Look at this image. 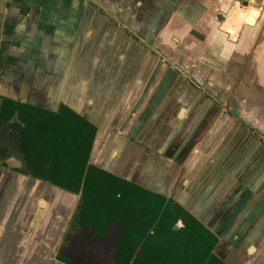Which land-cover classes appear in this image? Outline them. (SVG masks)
<instances>
[{"label": "crops", "instance_id": "0c3cea01", "mask_svg": "<svg viewBox=\"0 0 264 264\" xmlns=\"http://www.w3.org/2000/svg\"><path fill=\"white\" fill-rule=\"evenodd\" d=\"M131 3L0 0V95L86 117L89 165L198 221L225 264H264V3L237 39L220 25L192 55L158 48L159 26L145 23L154 29L144 38L182 72L132 35L141 23ZM81 193L1 165L0 264H60L69 211L59 199L79 204Z\"/></svg>", "mask_w": 264, "mask_h": 264}, {"label": "trees", "instance_id": "16d2710c", "mask_svg": "<svg viewBox=\"0 0 264 264\" xmlns=\"http://www.w3.org/2000/svg\"><path fill=\"white\" fill-rule=\"evenodd\" d=\"M0 130L31 177L73 193L81 189V226L89 223L96 234L119 223L114 264H225L211 253L215 236L198 221L177 226L180 210L164 197L89 165L96 128L65 105L50 111L0 95ZM8 151L3 144L1 156Z\"/></svg>", "mask_w": 264, "mask_h": 264}, {"label": "rangeland", "instance_id": "374dc122", "mask_svg": "<svg viewBox=\"0 0 264 264\" xmlns=\"http://www.w3.org/2000/svg\"><path fill=\"white\" fill-rule=\"evenodd\" d=\"M117 1L125 2V0ZM197 1L198 0H132L131 12L136 15L137 21L141 23L139 30L141 32L140 34H143L142 36H149L150 30L154 29L151 27L149 28L145 23L150 26V24L152 23L153 25L154 22L156 27L159 26V30L156 29L158 31L157 35L151 37H155V39L158 38L164 43L166 42V45H162L165 47L164 49L167 47L172 49L177 48L182 54L190 53L192 55L200 50L202 44L213 37V33L216 30H221L220 25L225 24V26H228L229 30L227 32V37L231 40L237 39L244 25L252 26L256 24L261 13V3H264V0H255L253 3L251 0H200V3H197ZM239 1L242 3L246 2L247 5L243 3L244 5L240 6ZM198 10L200 11V16L196 14ZM161 33H164L162 34V36L165 37L164 39L159 37ZM222 33V35H224V32ZM171 36H174L175 39L179 38L181 42L174 43L170 41ZM151 40L153 39L149 41ZM169 41L173 44H170ZM214 42H216L215 39ZM87 107L88 106H86V108ZM6 138L7 135L3 130H0V151L2 150L3 144H6L9 148L5 157H2V154H0V166H6L4 161L7 157L19 156L16 145ZM2 158H4V160H2ZM16 170L26 174L23 166L16 168ZM20 196L21 195H19V197ZM53 196L55 197V194H53ZM60 200L62 206L65 208L62 211L64 212L66 209L69 211L67 215L65 213L62 216V223L67 222L66 219H69L67 223H71L76 211V206L78 205L76 203L77 196L75 194H63L62 199H59V201ZM69 213L71 214L69 215ZM49 218L50 217H48V219ZM181 222L182 219L180 218L177 220L176 225L182 226L183 222ZM14 230H16L17 234H22L25 237L26 234L27 236L32 235V233L27 232L26 229L18 230L15 228Z\"/></svg>", "mask_w": 264, "mask_h": 264}, {"label": "flooded vegetation", "instance_id": "af4514ba", "mask_svg": "<svg viewBox=\"0 0 264 264\" xmlns=\"http://www.w3.org/2000/svg\"><path fill=\"white\" fill-rule=\"evenodd\" d=\"M133 17L136 18V16ZM136 29L137 32L139 31L137 34L141 35L140 30ZM141 37L144 38V36ZM151 42L158 43L155 39L151 40ZM169 43L173 44L170 41ZM164 44L166 45V42L160 41L157 47L166 52H172L174 55H179L180 51L177 48L167 47L164 49L165 47L161 46ZM84 118L87 120L86 117ZM78 214L77 205L72 222L67 224L61 240L57 244L54 259L60 264H114L117 250L116 242L121 235L119 234V230H121L119 223L112 224L106 232L101 230L103 232L95 234L93 233L92 225H89V223L86 227L79 224Z\"/></svg>", "mask_w": 264, "mask_h": 264}, {"label": "water", "instance_id": "95a60500", "mask_svg": "<svg viewBox=\"0 0 264 264\" xmlns=\"http://www.w3.org/2000/svg\"><path fill=\"white\" fill-rule=\"evenodd\" d=\"M103 9L105 10V8L103 7ZM132 35H134L144 46L146 47H149L152 49V51H154L157 55H159L160 57H162L163 59H165V61H167L168 63H170L171 65L174 66V68L177 70V71H180L182 72V69L180 67H178L170 58L166 57L164 53H161L158 48L156 46H154L153 43H151V41L149 40H146L145 38L141 37V35H138L137 33L131 31ZM213 42V41H212ZM200 57L201 59H205L207 60L208 62H212L209 58H207V55L206 54H203V52L201 51L200 53ZM204 68L207 70V71H211V66L208 65V64H205L204 65ZM5 165L7 168H19L22 166V163L19 159H16L15 157H10V158H7L5 159L4 161ZM79 197V193L77 195ZM38 203L41 204V205H45L46 204V201L43 199V198H39L38 200Z\"/></svg>", "mask_w": 264, "mask_h": 264}]
</instances>
